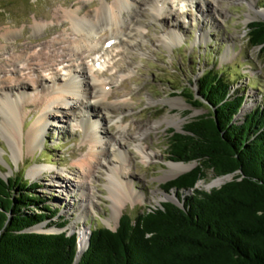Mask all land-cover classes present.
I'll return each instance as SVG.
<instances>
[{
	"label": "rangeland",
	"instance_id": "rangeland-1",
	"mask_svg": "<svg viewBox=\"0 0 264 264\" xmlns=\"http://www.w3.org/2000/svg\"><path fill=\"white\" fill-rule=\"evenodd\" d=\"M105 1L109 6L115 2ZM132 1L140 11L134 21H139L142 26L140 33H134V42L124 46H119L118 42L111 43L105 59L100 54L92 56L87 53L84 55L86 58L75 59L69 56L71 48L68 44L54 46L52 43L58 38H76L71 35L70 22L62 14L65 10L79 8L81 16L93 13L101 0H0V69L14 70L4 61L18 56L12 52V46L16 44L31 47L26 53L21 52L25 58L33 51H42L49 57L47 62L44 61L46 66L43 65L47 68L36 65L33 68L35 72L22 74L28 77L31 85L34 81L39 84L21 95L27 106L21 110V140H14L18 152L13 151V140L0 130V177H23L30 183H36L38 188L32 192L58 212L56 217L37 225L48 230L41 233L77 234L79 241L82 232L89 238L92 228L117 230L125 214L135 217L148 208L178 201L177 192H166L165 184L193 170L197 162L185 163L191 164L192 168L165 178L169 174L167 162H173L169 160L168 153L170 131L184 133L187 123L211 111L210 106H192L181 94L187 88L199 96L198 80L207 70L221 73L231 83L232 94L245 95L237 120L243 122L246 115L264 108V56L260 48L250 45L248 38L249 25L264 22V0H204L202 8L191 0ZM153 1L161 6V18L157 20L150 7ZM208 2L210 6H207ZM135 12V8L123 10L122 24L128 26ZM35 20L45 24L39 33L33 31ZM8 30L17 34L14 40L5 42L3 36ZM170 33L176 34L177 39L168 40ZM94 41L98 45V40ZM4 46L6 50H2ZM77 59L80 60L78 63ZM91 60L99 63L98 75L110 93L103 102L111 108L108 111L91 109L93 102L85 101L87 109L84 112L88 115L85 118L98 132L96 139L102 142L94 150L105 155H102V164L98 166L95 177L82 182L80 162L93 151L86 132L87 124L81 118L82 112L76 109L77 103L73 100L58 110L45 109L41 101L43 91L53 88L61 75H71L63 68H74L76 64L84 63L88 73L93 64ZM61 62L64 64L59 65ZM8 72L0 73V83L9 76L12 80L9 85L17 87V74ZM87 76V81H90L89 73ZM15 92L12 91L14 98L17 96ZM43 112L50 120L48 128L36 142V147L31 149L26 136ZM56 114L58 116H54ZM119 126L125 129L121 139ZM115 139L122 146L115 143ZM140 143L147 151L155 153L150 160L144 161L137 152ZM120 151L123 160L114 157ZM104 158L120 168L124 182L136 192V196H141L138 200L134 196L127 199L120 217L114 216L109 197L110 167ZM37 169L42 171L32 175L31 172ZM206 176L197 183V190L210 192L232 179V176H227L225 183L210 188L209 185L220 177H215L212 172ZM56 181L65 182L67 189L60 188ZM82 207L85 208L84 214ZM62 223L66 226L57 227L56 224ZM37 226L34 231H38Z\"/></svg>",
	"mask_w": 264,
	"mask_h": 264
},
{
	"label": "trees",
	"instance_id": "trees-1",
	"mask_svg": "<svg viewBox=\"0 0 264 264\" xmlns=\"http://www.w3.org/2000/svg\"><path fill=\"white\" fill-rule=\"evenodd\" d=\"M248 29L250 45L264 56V22ZM230 84L207 70L199 96L181 92L192 106L212 108L184 133L170 131L169 160L197 162L165 184L181 206L166 202L135 217L125 214L116 231L92 228L78 264H264V108L237 120L246 97L232 94ZM208 172L232 179L210 192L197 190ZM36 188L23 177H0V264H76L77 234L32 231L58 213Z\"/></svg>",
	"mask_w": 264,
	"mask_h": 264
},
{
	"label": "bare ground",
	"instance_id": "bare-ground-1",
	"mask_svg": "<svg viewBox=\"0 0 264 264\" xmlns=\"http://www.w3.org/2000/svg\"><path fill=\"white\" fill-rule=\"evenodd\" d=\"M191 1L198 4V6H200L201 8L205 6L202 4V2L204 3V0ZM152 3L153 4H151L150 7L154 13V19H160L161 6L159 5V2L153 1ZM208 5L210 6L209 2L207 6ZM126 8L136 9V12L131 17L132 20L129 23L130 25L128 24V26L123 25L120 21L122 18L123 10H125ZM138 11V5L135 4L132 0H115L113 6H109L105 0H101L100 6L95 10V12L87 13L84 16L80 15V8L70 11L65 10L62 14V17L70 22V30L72 31L71 35L75 36L76 38H73L72 40L70 38L67 39L64 37L58 38L52 43L54 46H63L64 44H68V47L71 48V50H69L71 51L69 56L72 55V57L75 59L76 57H83L85 53L92 56L93 54H98V56L100 54L101 56H103L102 58L105 59V56L107 57L108 55V50L111 43L118 42L119 46H124L126 44H132L134 42V39H132L134 33H140V28L142 27L139 25V21H134L136 17H138V14L140 12ZM44 25L45 24L43 22L35 20V23L33 24L34 33L41 32L44 28ZM16 34L17 32L8 30L7 32H5L3 40H5V42L14 40ZM94 39L98 40V45H96ZM167 39L170 41L176 40V34L170 33ZM12 48L13 54H18V56L15 58H10L9 60L4 62L7 67L13 68L14 70L8 72L5 67L4 69H0V73L8 72L10 74H17V87L12 88L11 85H9L10 81H12L9 76H7L8 78H3L2 83H0V130H2L6 135H8L9 138L13 140L12 148L16 153V151L18 152L19 148L14 140L16 138H20L21 140L20 132L23 127V117L21 115V110L27 106V104L25 103L26 100L22 98L21 95L23 93H26V91L31 90L32 87L37 88V85L39 84L38 81H34L31 82V85L28 77L22 74L23 72L25 73L27 71L32 72V70L35 72V70L33 69L34 66L45 65L44 61L47 62L49 60V57H47L42 51H33L25 58L24 55H21V52L26 53V51L31 48L29 45L22 47L20 44H16L12 46ZM2 50H6L5 46L2 48ZM66 50H68V48H66ZM88 58H90V56L87 57V59ZM79 59L76 60L77 63ZM63 61L66 62L65 60ZM91 61L93 62V64L88 68L90 81H87V66H85L84 63H81L80 65L76 64L74 68L72 66L63 68V70H67V72L71 73V75H61V78H59V81H57V83L53 80V82L57 85L55 84L53 88L49 87L45 89L43 91V97L41 101L42 105L45 106V109L58 110L61 109L62 106H64L66 103H71L70 101L73 100L77 103L75 104L76 109L82 112L81 118L83 122L87 124L86 132L90 136L89 142L92 145L93 150L87 159H84L80 162V167L82 169L80 178L82 182L91 181L95 177L99 168L98 166L102 164L101 158H103V156L105 155L104 152L102 153V151L97 152L94 150L95 148L97 149L98 144H102V142L99 141V139H96V134L98 132L96 131L94 126L89 125V121L86 120V118H88V115H86V113L84 112L87 109L85 101L88 100L93 102L92 107H90L91 109L95 108L97 110L102 109L108 111V109L111 108L110 106L105 105L103 102V100L108 99L110 93L107 90L106 83L104 81H101L100 76L98 75L100 73V71L97 70V66L99 65V63L96 62V60ZM64 62L59 63V65L64 64ZM16 67L22 68H18L19 70H16ZM42 68L47 67L43 66ZM12 91H16L15 95L17 96L15 98ZM54 116H58V114ZM62 118L65 119L66 115L63 114ZM48 121L50 120L47 116V113L43 112L41 117L33 125V128L28 132L26 141L31 149H34L36 147V142L40 140L41 135L48 128ZM118 128L121 129V135L119 136V138L121 139L123 138L122 136H124L122 134L125 129L122 126H119ZM115 143L119 145L122 144L118 143L116 139ZM137 152L144 161L150 160L155 154L154 152L147 151L142 143L139 144ZM121 154L122 151H120L114 157H116L117 160H123ZM104 159L107 165H109L110 167V171L108 172L109 197L112 201L114 216L120 217L125 201L133 196L136 200H138L141 198V196H136V192H134L131 187L127 186V183L124 182V175H122L120 168L115 166L113 163H110L108 158ZM167 166L169 167V174L165 176L166 179L187 172L192 168L191 164L174 162H167ZM40 171L42 170L37 169L32 171L31 173L32 175H35ZM227 179V176L220 177L214 180L209 185V187L214 188L220 186L225 183ZM56 182L59 183L60 188H63L65 190L67 189V185L65 182ZM84 209L85 208H83L82 214L85 213ZM36 230L48 231L47 229H45V227L42 226L36 228ZM79 238L80 239L78 241L77 257L78 261L86 250L88 241V237L85 232H82Z\"/></svg>",
	"mask_w": 264,
	"mask_h": 264
},
{
	"label": "water",
	"instance_id": "water-1",
	"mask_svg": "<svg viewBox=\"0 0 264 264\" xmlns=\"http://www.w3.org/2000/svg\"><path fill=\"white\" fill-rule=\"evenodd\" d=\"M2 178V177H1ZM4 180H7V179H4ZM173 203H175L176 205H178V206H181V204H180V202H179V200L177 201H172ZM38 227V226H37ZM109 230H111V231H116V230H112V229H109ZM32 231L33 232H38V233H41L40 231H34L33 229H32ZM42 233H44V232H42ZM45 233H47V234H56V233H60V232H45ZM92 233V232H91ZM90 237H91V235H89V238H88V243H87V247H86V250L88 249V247H89V244H90ZM85 250V251H86ZM80 260V259H79ZM76 264H78V261H77V259H76V262H75Z\"/></svg>",
	"mask_w": 264,
	"mask_h": 264
}]
</instances>
